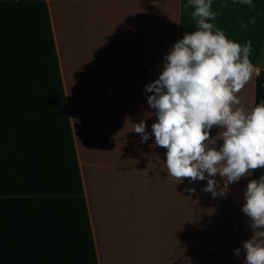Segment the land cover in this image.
Listing matches in <instances>:
<instances>
[{"label": "crops", "instance_id": "1", "mask_svg": "<svg viewBox=\"0 0 264 264\" xmlns=\"http://www.w3.org/2000/svg\"><path fill=\"white\" fill-rule=\"evenodd\" d=\"M186 3L0 0V264H245L251 174L214 198L207 180L171 177L167 149L133 131L152 133L145 88L197 30ZM252 3L213 0L209 22L250 40L259 71L264 0ZM255 75L237 94L248 110Z\"/></svg>", "mask_w": 264, "mask_h": 264}, {"label": "clouds", "instance_id": "2", "mask_svg": "<svg viewBox=\"0 0 264 264\" xmlns=\"http://www.w3.org/2000/svg\"><path fill=\"white\" fill-rule=\"evenodd\" d=\"M213 0H188L195 31L185 33L164 57L159 78L148 84L149 106L157 122L152 133L146 124H135L134 132L146 142L154 135L155 144L167 149L166 168L175 179L190 182L207 180L205 192L225 195L228 185L239 182L253 171L264 168V101L248 110L238 93L258 70L250 60L251 41L230 40L223 30L214 29L219 11ZM253 6L252 0H240ZM221 7H227L222 4ZM250 23L255 24L252 18ZM242 27L246 25L241 22ZM239 106V107H238ZM214 126L217 138L210 139ZM223 141L217 150V140ZM224 178L217 191L216 176ZM192 192L195 189H191ZM243 213L249 218L253 235L243 241L245 264H264V175L252 179L244 193ZM240 248L235 250L239 256Z\"/></svg>", "mask_w": 264, "mask_h": 264}, {"label": "trees", "instance_id": "3", "mask_svg": "<svg viewBox=\"0 0 264 264\" xmlns=\"http://www.w3.org/2000/svg\"><path fill=\"white\" fill-rule=\"evenodd\" d=\"M259 75H255V85H254V105L255 107L261 101H264V69H260ZM264 175V168L257 169L251 173L252 179H259Z\"/></svg>", "mask_w": 264, "mask_h": 264}]
</instances>
